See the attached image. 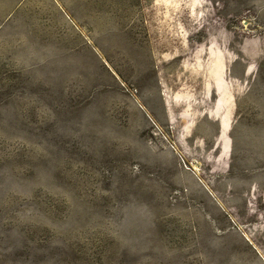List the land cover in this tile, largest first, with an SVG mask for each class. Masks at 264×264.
<instances>
[{"label": "rangeland", "instance_id": "374dc122", "mask_svg": "<svg viewBox=\"0 0 264 264\" xmlns=\"http://www.w3.org/2000/svg\"><path fill=\"white\" fill-rule=\"evenodd\" d=\"M0 264H264V0H0Z\"/></svg>", "mask_w": 264, "mask_h": 264}]
</instances>
